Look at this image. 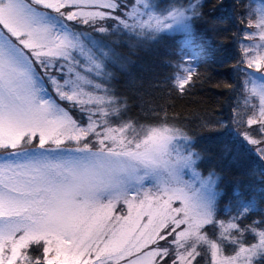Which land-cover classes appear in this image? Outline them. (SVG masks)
I'll use <instances>...</instances> for the list:
<instances>
[{
	"label": "snow or ice",
	"instance_id": "obj_1",
	"mask_svg": "<svg viewBox=\"0 0 264 264\" xmlns=\"http://www.w3.org/2000/svg\"><path fill=\"white\" fill-rule=\"evenodd\" d=\"M0 264H264V0H0Z\"/></svg>",
	"mask_w": 264,
	"mask_h": 264
},
{
	"label": "trees",
	"instance_id": "obj_2",
	"mask_svg": "<svg viewBox=\"0 0 264 264\" xmlns=\"http://www.w3.org/2000/svg\"><path fill=\"white\" fill-rule=\"evenodd\" d=\"M129 55L135 61V66L138 69L137 76H142L144 79L143 86L139 88L140 95L136 97L137 112L139 111V104H142L145 109L163 105H167L171 109L174 104L177 111L182 112L184 115L192 114L194 116L196 113H203L206 109H218L224 101V96L221 93L224 91L222 82L225 77L220 73L226 71V69H209L207 75L212 78L211 83L197 85L191 94L183 99L169 98L166 92L152 88L149 84L151 76L148 70L154 63L156 53L152 50H140L131 52ZM121 83H123V80ZM217 83H220L221 87H216ZM198 150H203L210 157L216 151L215 142L205 140L198 146Z\"/></svg>",
	"mask_w": 264,
	"mask_h": 264
}]
</instances>
